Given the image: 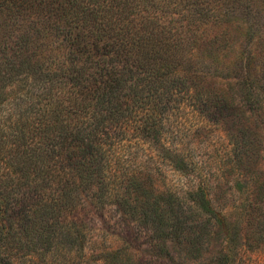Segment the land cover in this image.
Wrapping results in <instances>:
<instances>
[{
  "label": "trees",
  "instance_id": "obj_1",
  "mask_svg": "<svg viewBox=\"0 0 264 264\" xmlns=\"http://www.w3.org/2000/svg\"><path fill=\"white\" fill-rule=\"evenodd\" d=\"M258 1L197 0L225 31L202 40L193 19L182 40L161 19L170 0H0V245H87L88 212L110 208L156 243L205 245L227 216L205 165L185 151L191 128L177 114L192 107L236 142L250 129L244 117L264 103ZM238 32L240 83L179 72L184 42L226 48ZM235 85L246 91L237 102ZM169 173L183 183H162Z\"/></svg>",
  "mask_w": 264,
  "mask_h": 264
},
{
  "label": "rangeland",
  "instance_id": "obj_2",
  "mask_svg": "<svg viewBox=\"0 0 264 264\" xmlns=\"http://www.w3.org/2000/svg\"><path fill=\"white\" fill-rule=\"evenodd\" d=\"M170 1L168 14L161 19L168 23L172 20L173 37L187 39L188 34L197 29L198 24L191 23L193 19L199 23L197 32L202 34V40L225 31L226 22L214 13L211 16V10L206 11L203 3ZM199 6H205L203 11L209 15L201 16ZM254 6L255 12L264 8V3L260 0ZM143 13L148 14L147 11ZM244 23L243 26H247ZM237 34L234 43L226 48H217L215 42L204 46L199 36L196 40L199 42H184L179 72L200 73L199 80L217 87L240 83L245 76L241 73L244 57H240L243 37L240 32ZM250 45L257 52L252 42ZM252 78L254 83H260L256 72ZM235 86L232 91L237 102L246 91ZM258 90L263 94V89L258 87ZM262 107L258 106L253 116L244 117L243 124L250 129L239 133L237 149L235 144L238 143L218 122L207 120L192 107L177 114L178 121L191 128L185 151L205 165L213 183V204L227 216L224 225L211 229L205 245L156 243L145 228L110 208L104 215L97 210L88 212L90 225L96 228L89 231L87 245L72 249L60 246L37 252L29 245H0V264H264V103ZM243 120L237 119V122ZM199 125L204 127L197 129ZM162 183L181 185L183 177L169 173Z\"/></svg>",
  "mask_w": 264,
  "mask_h": 264
}]
</instances>
